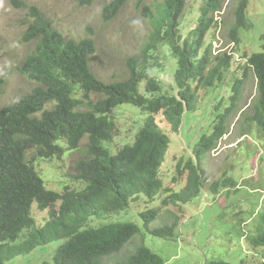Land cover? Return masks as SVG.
I'll return each instance as SVG.
<instances>
[{
	"label": "trees",
	"instance_id": "1",
	"mask_svg": "<svg viewBox=\"0 0 264 264\" xmlns=\"http://www.w3.org/2000/svg\"><path fill=\"white\" fill-rule=\"evenodd\" d=\"M186 2L164 0L154 11L147 7L143 9V14L152 25L150 41L143 57L146 58V52L154 39L157 44L163 40V44L171 48V57L176 64L173 70L178 94L164 92L159 83L149 79L146 85L149 98L141 97L138 83L141 78H148V75L146 68L143 73L137 69V62L131 65L132 76L126 83L105 84L92 76H89L90 79L81 78L85 92L81 101L92 111L131 102L147 110L150 115L144 120L137 142L131 152L126 153V157L120 155L117 157L118 162L109 161V152L95 146L91 150L92 160L79 163L78 167L88 183L85 190L66 192L61 196L27 189H7L1 194L0 238L7 237V241L0 244V264L31 253L40 244L63 238L67 243L57 252L56 264H102V257L111 252H116L112 264H166L163 257L150 247V242L155 239L165 242L174 240L175 231L182 224V209L206 191L218 195L224 190H229L228 194L231 189L235 192L240 190L238 181L227 176L208 187L202 162L204 155L216 150L217 144L228 134L246 77L239 78L232 87L230 105L218 113L213 121L212 133L202 136L194 156L177 163L176 174L168 183L164 182L165 176L161 174L171 145L168 133L179 131L185 112L195 110L198 93L221 85L235 62L228 52L214 55L212 45L207 46L200 56L205 37L215 24L214 14L222 9L223 0H204L198 26L191 32L192 40L186 39L180 44L178 21ZM247 5L248 0H241L236 10V25L232 30L234 41L239 40L237 30L248 26ZM114 14L106 11V19H111ZM83 44L90 46L88 39ZM246 68L253 69L255 73L259 95L247 108L251 114L245 117V131H260L264 138V52L246 59ZM97 94H103L105 98L99 102ZM73 115L86 117L73 114L71 108L65 109V116ZM93 141L96 142V139ZM135 197L140 208V226L132 222L130 205ZM32 198L35 199L30 202ZM99 200H105L108 207H113L115 218L128 222L90 226L93 216L102 215H94L90 211L93 203ZM34 202L44 209L49 208L51 220L43 229L32 231L29 225L32 222L30 207ZM156 202L161 205H153ZM145 204L147 206L144 208ZM170 207H177L178 214L173 213ZM164 216L168 220L161 227L150 229L154 222ZM137 239L141 240L139 244L136 243ZM249 241L253 245L252 249H262L263 254H247L238 264H264V215L259 217L256 234L250 236ZM212 264L231 263L217 261Z\"/></svg>",
	"mask_w": 264,
	"mask_h": 264
},
{
	"label": "clouds",
	"instance_id": "2",
	"mask_svg": "<svg viewBox=\"0 0 264 264\" xmlns=\"http://www.w3.org/2000/svg\"><path fill=\"white\" fill-rule=\"evenodd\" d=\"M132 1L134 0H111L103 4L99 9L102 19L106 23L113 21ZM98 2L99 0H0V195L7 189L57 193L59 196L66 192H81L86 189L88 183L83 178V173L78 166L82 161L92 160L91 150L95 146L109 152L110 156L107 157L109 161L118 162V156L124 155V158L126 153L131 152L145 121L137 122L138 126L135 125L131 134H124L117 122V117L126 107L133 109L137 107L144 112L145 114L139 115V120L142 116L144 119L148 118L150 113L131 102L92 111L81 101L85 94L81 78L90 79L89 76H92L105 84L126 83L132 76L131 65L137 62V69L143 73L146 68L148 75V78H141L139 81L138 94L143 98H149V93H147L149 91L146 88L149 79L155 80L164 90L163 83L154 72L156 67H159L156 58L163 48H167L170 54L172 51L168 45L163 44V40L157 44L154 39L146 52V58H144L143 53L149 44V36L139 54L126 58L127 78L107 83L95 73L92 59L106 62L109 52L108 46L100 50L95 37L96 31L99 29L101 30L100 36L105 40L103 30L97 24ZM163 2L164 0L160 4ZM224 2L225 0H223L222 7ZM137 5L140 6L141 2H138ZM7 6L12 12L10 18L5 11ZM106 11L115 14L111 19H106ZM221 12L222 9L214 14L215 24L211 29L216 25L218 21L216 16ZM249 24L247 27L237 30L239 40L234 41L235 45H239L241 42V31L251 28V24ZM193 30L184 38L179 23L180 44L186 39L192 40L191 32ZM85 39L89 40L90 46L83 44ZM211 49L214 55L223 53L214 52L213 46ZM201 53H204V46L200 51V56ZM228 53L235 59L234 66L237 61L234 51ZM252 55H245L240 63V69H243L241 79L246 77L245 82L247 73L244 76V71L245 69L246 72L249 70L246 68V59ZM251 70L253 71V69ZM253 74L255 76L254 71ZM172 90L175 95L178 94L175 74ZM258 95L257 88V96L253 101L258 98ZM96 98L100 102L105 96L97 94ZM218 105L220 107H217ZM218 105L216 109L220 113L222 112L220 110L222 100ZM66 108H71L73 114L86 117L65 116ZM241 128L246 132V127H243L242 124ZM212 131L204 135H210ZM93 139H96V142ZM219 143L217 149L206 154L205 157L218 151ZM48 169H52V173L48 172ZM223 177H225V173ZM33 199L35 198H32L30 202ZM135 199L136 197L130 205L132 213H134L137 203ZM90 211L94 215L102 214L91 218L90 226L92 227L104 224L112 226L113 222H119V224L128 222L126 219L115 218L116 213H114L113 207H108L105 200L93 203ZM138 214H132L133 219L139 217ZM30 216L32 222L29 225H31L32 231L43 229L51 220L49 208L44 209L36 202L30 207ZM130 218L127 219L130 220ZM133 219L132 222L137 224ZM97 220L100 223L94 225V221ZM138 226L140 225L138 224ZM6 238H0L1 245L7 241ZM52 243H56L57 247L51 258L38 264H56V254L67 243V240L63 238L40 244L33 251L38 247ZM252 250V253L256 254L254 249ZM115 254L116 252H111L103 256L101 263L112 264L111 259L116 256ZM11 261L5 264H9ZM221 262L227 261L222 260Z\"/></svg>",
	"mask_w": 264,
	"mask_h": 264
},
{
	"label": "rangeland",
	"instance_id": "3",
	"mask_svg": "<svg viewBox=\"0 0 264 264\" xmlns=\"http://www.w3.org/2000/svg\"><path fill=\"white\" fill-rule=\"evenodd\" d=\"M109 1L111 0H99L97 4V24L102 28L105 40L100 36L101 30L98 29L95 34L100 50L108 46V58L106 62L92 59L95 73L107 83L127 78L126 58L140 53L152 31V25L143 14V9L147 7L153 11L163 0H134L113 21L106 23L99 9ZM139 1L140 6L137 5ZM240 1L225 0L221 14L216 16L218 21L207 34L204 45V50L212 45L216 53L234 51L237 61L218 88L201 90L198 93L196 108L194 112H186L179 131L168 133L171 145L161 170L165 183L173 179L177 163L181 159L186 161L189 156L193 157L202 136L212 131L219 101L222 100V112L230 105V97L233 95L231 89L243 75L240 63L245 55L264 51V0H249L247 18L251 28L242 30L240 44H234L232 30ZM202 6L203 0H187L179 22L184 38L197 26ZM5 11L10 18L12 12L8 6ZM171 55L167 48H163L157 55L156 63L159 67L154 72L163 83L164 92L175 94L172 85L173 68L176 64ZM244 72L247 73V80L229 133L219 143L218 151L205 157L202 162L208 187L221 180L225 173V176L234 177L238 181L240 190L235 192L231 189L229 194V190H224L216 196L206 191L185 206L180 212L182 224L175 231L174 240L165 242L155 239L150 242L154 248L150 247L163 257L166 264H212L222 260L237 264L253 252V245L249 244L247 238L256 234L259 217L264 215V138L260 131L244 132L241 128V124L247 127L245 117L251 112L248 113L246 108L257 96V80L253 71L249 69L246 72L245 69ZM142 114L145 113L137 107L124 108L117 117L122 133L131 134L135 125L138 126L137 122H144L143 116L139 120V115ZM47 171L52 173V169ZM153 205L158 207L161 203L156 202ZM146 206L145 204L144 208ZM170 210L178 214L177 207H170ZM139 212V203H136L133 214ZM138 218L135 217L133 221L140 225ZM165 220H168L167 216L154 222L150 229L161 227ZM99 223L98 220L94 221V225ZM140 241L137 239L136 243L139 244ZM56 247V243L38 247L28 255L13 259L9 264L41 263L51 258ZM254 252L263 254L262 249Z\"/></svg>",
	"mask_w": 264,
	"mask_h": 264
}]
</instances>
